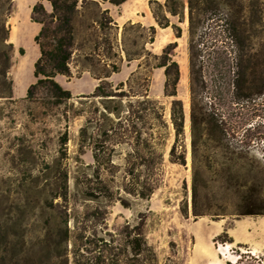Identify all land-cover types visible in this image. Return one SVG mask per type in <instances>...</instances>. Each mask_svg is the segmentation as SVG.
Masks as SVG:
<instances>
[{"label": "rangeland", "instance_id": "1", "mask_svg": "<svg viewBox=\"0 0 264 264\" xmlns=\"http://www.w3.org/2000/svg\"><path fill=\"white\" fill-rule=\"evenodd\" d=\"M36 2L47 14L52 11L47 0H11L7 18L12 96L0 97V246L10 244V264L24 259L27 264H208L206 258L222 253L242 254V264H263L264 0H237L233 41L225 34L222 16L211 21L218 34L210 57L215 64H206L205 86L192 104L186 19L170 18L181 28L176 38L170 26L156 25L148 0L119 5L78 0L71 21L70 73L54 77L71 97L56 99L49 84L38 85L27 96L39 56L34 37L41 25L31 19ZM104 9L115 25L107 24ZM34 16L50 26L55 22L42 11ZM52 38L50 32L43 39L46 48ZM171 42H176L171 56L182 67L176 98L184 112L178 145L185 164L169 160L175 134L169 114L172 97L163 94V69L151 68L152 57L143 67H138L139 59L125 58V51L137 57L144 48L160 55ZM113 64L119 70L102 80L112 90L131 72L136 74L124 87L127 96L107 102L91 95L99 83L93 75L110 72ZM145 72L148 97L161 108L162 119L149 113L155 107L149 103L146 118L136 119L135 114L133 122L127 121L141 107L139 76ZM105 104L120 108L122 124L116 128L123 131L114 142L101 135L117 120L105 112ZM215 119L224 121L229 149L217 146ZM131 128L142 132L140 140ZM140 170L152 186L144 197L135 189ZM193 170L198 187L194 202ZM246 210L261 213H240ZM230 226L237 240L249 241L230 243Z\"/></svg>", "mask_w": 264, "mask_h": 264}, {"label": "trees", "instance_id": "2", "mask_svg": "<svg viewBox=\"0 0 264 264\" xmlns=\"http://www.w3.org/2000/svg\"><path fill=\"white\" fill-rule=\"evenodd\" d=\"M51 6L52 11L47 14L41 3L36 2L32 6L31 19L35 22L40 23L41 27L38 33L35 35L34 40L39 47V56L34 62L33 75L35 81L28 87L27 96L32 94V90L40 84H49L53 95L59 99H68L71 97V93L62 88L55 80L54 77L59 75H69V59L71 56V46L73 43V26L71 24L72 16L77 10L78 0H47ZM85 1V0H82ZM94 1V0H91ZM113 5H119L125 0H106ZM237 0H148V7L152 14V17L159 27H171L176 38L181 36V28L175 23H172L170 18H175L177 22H187V50H188V78H189V92L190 101L193 103L194 97L197 92H199L206 83L205 80V68L206 64L213 66L215 62H212L210 58L212 52H214L215 39L217 31L212 27L211 21L222 16L225 22V34L230 41L234 40L236 31V21L235 18L239 10L236 8ZM11 0H0V84L3 88L0 90V97H11L12 96V80L8 77L7 72L10 65V52L12 49V44L9 42V25L7 23L8 14L10 12ZM38 11L51 18V21H55L52 26L45 22V20L39 19L34 16ZM103 12L106 15L107 24L115 25V21L108 13V9H104ZM155 26H150V30L154 31ZM52 32V46L46 48V44L43 41ZM211 43L212 46L210 50H206L203 47ZM176 46V42H171L167 44L161 51L160 55L153 54L149 50L143 49V54L137 57H130V53L125 51V58L127 61L132 59H139L140 62L138 67L148 66L149 58L155 60L151 68H162L164 71V87L163 94L165 96L172 97L170 106V121L173 126L175 139L169 149V160L173 163L185 164V155L182 150H180L181 145H178V137L183 132L184 124V112L183 106L180 99L177 97V84L180 79V70L178 63L172 58L171 50ZM119 70L118 66L111 65L110 72H104L102 75L94 76L99 83L95 86L94 91L91 95L103 97L107 102H113L115 97H125L128 95V91L124 90L126 85H129L136 74V71L130 73L126 81H121L117 83L114 90L111 89L112 85L109 82H102L103 79H107L110 73L117 72ZM138 73V72H137ZM142 80V86L144 94H141L142 100L139 101L141 107L137 111L132 112L128 116L133 122L135 114L137 118L143 120L150 113L156 120L162 119V113L153 100L148 97V74L147 72L142 73L139 76ZM242 81V78H241ZM241 83V84H240ZM238 87L242 86L243 82H240ZM109 87L110 90H106ZM260 92V91H259ZM248 96H246L247 98ZM155 104V107L150 108L151 112L147 113L149 107L148 104ZM107 114L115 115L117 119L115 122L112 120L107 128L101 131V135L105 140L115 141V137L122 135V128L120 127L122 122L119 119V106H110L105 104L103 107ZM215 137H217V146L225 147L229 149L227 145V134L225 129L224 121H213ZM129 129H124L127 132ZM131 131L136 133V140H140L141 131H137L136 128H131ZM86 129L81 127L79 133L84 136ZM127 137V136H126ZM62 142H65V137ZM233 152V151H232ZM231 154V152H228ZM93 158H97V154L93 151ZM143 165V162L140 164ZM133 173L129 170V174ZM135 189H139L138 192L142 197L147 196L152 191V186L146 183V176L142 175V170L135 173ZM66 183L64 184V194L66 195ZM130 191V190H129ZM148 191V192H147ZM198 193V187L196 184L195 171L192 172L191 178V195L194 202ZM194 211V210H193ZM241 214L251 215L259 214L261 212H256L253 210H246L240 212ZM196 215V213H195ZM140 243L142 238L137 239ZM136 240V241H137ZM232 238L229 242H232ZM11 246L10 244H4L0 246V264H10L13 261V257L9 256ZM17 262V261H16ZM15 264V262H13ZM19 263V260L18 262ZM16 263V264H17ZM19 264H27V262L22 260Z\"/></svg>", "mask_w": 264, "mask_h": 264}, {"label": "crops", "instance_id": "3", "mask_svg": "<svg viewBox=\"0 0 264 264\" xmlns=\"http://www.w3.org/2000/svg\"><path fill=\"white\" fill-rule=\"evenodd\" d=\"M231 227L232 226L226 228L229 236L233 240L230 243H234V242L238 241L239 243L244 244V243H247L249 241V239L247 237L246 238L243 237L244 239L239 238V240H237L238 237H237L236 233L234 232V228H231ZM220 230H221V228H219L217 231H215L214 235H216ZM257 240L261 241V240H263V238L258 237ZM250 254L252 256H255V254L253 252H250ZM240 257H242V254L232 256V254L222 253L220 255L216 254V255L210 256V258H206V260H208V264H242L243 262L241 261ZM245 264H254V263L248 261ZM263 264H264V262H263Z\"/></svg>", "mask_w": 264, "mask_h": 264}, {"label": "bare ground", "instance_id": "4", "mask_svg": "<svg viewBox=\"0 0 264 264\" xmlns=\"http://www.w3.org/2000/svg\"><path fill=\"white\" fill-rule=\"evenodd\" d=\"M12 29H14V28H12ZM12 32V35H10V36H14L13 34H15V32L13 33V30L11 31ZM12 39V38H11ZM14 39V38H13ZM22 66V62L20 61L19 62V68ZM180 71H182V67L180 66Z\"/></svg>", "mask_w": 264, "mask_h": 264}]
</instances>
